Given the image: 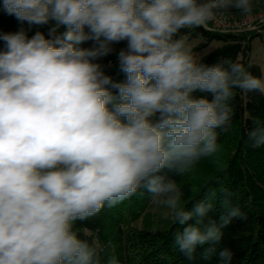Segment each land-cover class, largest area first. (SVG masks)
<instances>
[{
	"label": "clouds",
	"instance_id": "1",
	"mask_svg": "<svg viewBox=\"0 0 264 264\" xmlns=\"http://www.w3.org/2000/svg\"><path fill=\"white\" fill-rule=\"evenodd\" d=\"M254 7V0H2L0 10L21 26L0 31V264H103L101 245L81 239L74 224L140 188L171 210L181 253L191 259L203 247L204 259L217 255L222 229L243 213L227 189L218 221L209 216L215 191L185 208L168 173L184 176L216 156L234 90L264 95V79L227 58L199 62L175 37L207 30L229 9L247 18ZM113 54L122 80L107 74L111 61L101 62ZM248 138L264 146V125L257 121ZM218 256L231 264L233 253Z\"/></svg>",
	"mask_w": 264,
	"mask_h": 264
},
{
	"label": "trees",
	"instance_id": "2",
	"mask_svg": "<svg viewBox=\"0 0 264 264\" xmlns=\"http://www.w3.org/2000/svg\"><path fill=\"white\" fill-rule=\"evenodd\" d=\"M232 11L242 15L239 10ZM20 26L15 17L0 10V31L12 32ZM261 29L264 30V26ZM39 30L46 33L47 27ZM175 38L201 41L194 52L205 49L214 41L219 42L220 47L199 62L211 65L227 58L243 64L253 76L262 78L260 68L249 60L250 44L255 37L247 38V33L218 34L193 27L182 29ZM82 46L91 45L89 42ZM124 46L123 42L115 45L117 49ZM109 61L113 66L107 69V74L114 80H122L124 77L119 72L115 54L101 62L107 65ZM234 91L235 96L229 101L232 108L230 125L216 130L220 146L216 156L202 158L193 171L184 176L168 173L181 188V205L185 208L191 209L195 202L215 191L214 207L209 216L218 221L225 211L221 204L224 199L221 189H227L231 193L232 206L239 207L243 213V218L234 219L222 229V239L216 245L217 255L204 259L203 247L197 248L191 259L181 253L174 244V234L181 226L174 223L173 217L160 222L153 230L138 229L137 224L145 222L154 203L151 194L140 188L128 199L115 206L105 205L95 216L74 224L81 239L90 243L95 240L101 245L103 264H107L112 256L119 264H223L218 252L224 248L233 253L231 264H264V146L254 148L248 138V132L257 121L264 125V95L245 93L240 89Z\"/></svg>",
	"mask_w": 264,
	"mask_h": 264
},
{
	"label": "rangeland",
	"instance_id": "3",
	"mask_svg": "<svg viewBox=\"0 0 264 264\" xmlns=\"http://www.w3.org/2000/svg\"><path fill=\"white\" fill-rule=\"evenodd\" d=\"M254 4V12H256L264 6V0H254ZM257 35H259L260 37H257ZM252 37L255 38L251 41L250 44L249 60L251 63L257 65L260 68L262 76L261 79H264V30L261 29L259 31L248 32L247 38ZM181 39H183L186 45L191 48L192 54L198 61H200L202 58L206 57L207 55H209L214 50L220 47V43L214 41L209 44L205 49L199 52H194V49H196L202 42L199 40H187L186 38ZM147 213L148 217L145 222L137 224L138 229L149 228L150 230H153L156 228L157 224L172 217V212L170 209H168L166 206L159 205L157 203H153V206L148 210Z\"/></svg>",
	"mask_w": 264,
	"mask_h": 264
},
{
	"label": "built area",
	"instance_id": "4",
	"mask_svg": "<svg viewBox=\"0 0 264 264\" xmlns=\"http://www.w3.org/2000/svg\"><path fill=\"white\" fill-rule=\"evenodd\" d=\"M242 24H251L253 27L247 30H239ZM263 26L264 6L261 7L260 10L254 12L252 16L247 18L236 12H233L232 9H229L219 13L214 21H210L207 30L203 27L202 28L212 33L238 35L241 33L259 31Z\"/></svg>",
	"mask_w": 264,
	"mask_h": 264
}]
</instances>
